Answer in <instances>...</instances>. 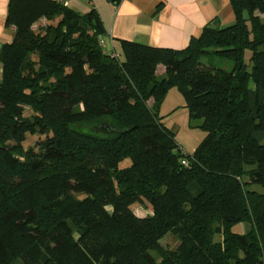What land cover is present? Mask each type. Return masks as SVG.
<instances>
[{"label":"trees","instance_id":"1","mask_svg":"<svg viewBox=\"0 0 264 264\" xmlns=\"http://www.w3.org/2000/svg\"><path fill=\"white\" fill-rule=\"evenodd\" d=\"M230 1L234 21L183 49L120 39V53L95 9L9 1L0 264H264V0ZM172 88L202 120L192 153L160 114ZM30 134L44 138L26 146Z\"/></svg>","mask_w":264,"mask_h":264},{"label":"crops","instance_id":"2","mask_svg":"<svg viewBox=\"0 0 264 264\" xmlns=\"http://www.w3.org/2000/svg\"><path fill=\"white\" fill-rule=\"evenodd\" d=\"M9 1L0 0V49L15 31L6 26ZM70 7L81 13L95 9L106 30L104 46L110 45L106 51L117 53L120 39L183 49L209 22L225 26L234 21L230 0H72ZM165 70L159 65L157 74L164 75ZM2 72L0 62V79Z\"/></svg>","mask_w":264,"mask_h":264},{"label":"rangeland","instance_id":"3","mask_svg":"<svg viewBox=\"0 0 264 264\" xmlns=\"http://www.w3.org/2000/svg\"><path fill=\"white\" fill-rule=\"evenodd\" d=\"M261 16L264 18V14H261ZM45 23V20L42 19L39 22H37L34 26V28H38L42 26ZM104 46V45H103ZM105 50L110 49V45L107 43L104 46ZM250 52H247V60L249 58ZM205 63H211L217 66H223L230 68L231 63L229 61L220 59L219 57H205L203 59ZM162 76V75H159ZM150 105L152 104V100L149 101ZM184 105V97L183 95L179 92L177 88H172L168 94L167 97L165 98L161 109H160V114L161 115H166L163 120L165 124L173 129L176 133V139L181 145V148L185 153H192L200 141L204 138L205 136V131H203L201 128L198 127V125L202 122L201 119H191L189 117L187 109L183 106ZM177 112H174L176 111ZM172 111L174 113H172ZM44 138V135H28L27 139L25 141L26 146H33L37 142L38 138ZM130 163V160L127 159L121 163L122 166L127 165ZM251 188L257 189L259 191H263V189L259 186H252ZM111 209L110 207H108ZM133 210L134 212L141 217L147 216L152 213V209L149 205H146L144 203L137 202L133 205ZM248 228L247 225H241L235 226L234 230L238 231L240 230H246ZM161 243L164 247H168L170 249H176L179 240L174 234H168L165 236L162 240Z\"/></svg>","mask_w":264,"mask_h":264},{"label":"built area","instance_id":"4","mask_svg":"<svg viewBox=\"0 0 264 264\" xmlns=\"http://www.w3.org/2000/svg\"><path fill=\"white\" fill-rule=\"evenodd\" d=\"M60 3H62L64 6H70V2L72 1V0H58ZM100 42H101V44L102 45H104V43H105V41H104V37H102L101 39H100Z\"/></svg>","mask_w":264,"mask_h":264}]
</instances>
